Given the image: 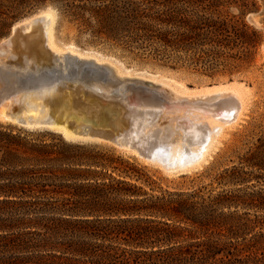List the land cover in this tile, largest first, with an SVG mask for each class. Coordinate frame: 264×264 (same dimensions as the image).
<instances>
[{
  "label": "rangeland",
  "instance_id": "rangeland-1",
  "mask_svg": "<svg viewBox=\"0 0 264 264\" xmlns=\"http://www.w3.org/2000/svg\"><path fill=\"white\" fill-rule=\"evenodd\" d=\"M3 1L0 6V43L12 35L15 25L47 10L52 13L50 29L57 42H73L79 50L95 49L114 56L129 69H136L134 77L126 76L131 82L142 83L139 74L143 69L172 73L190 88L235 77L243 81L248 86L245 115L235 126L223 132L219 137L221 142L207 162L183 173H168L163 167L147 162L139 154L104 137L66 135L58 128L48 126L25 128L1 115L0 128L44 144L43 150L53 161L44 163L43 167L73 170L70 173L79 177L77 182L109 184L111 187L106 188L103 196L109 207L148 206L139 214L127 215L153 221L140 222L139 225H164L163 221L188 230L208 231L206 235L217 232L220 234H214V238L218 236L222 242L231 241L239 250L247 249L251 241L264 233V0H216L218 10L243 21L248 33L242 32L243 43L239 40L238 44L224 49L226 57L214 67L192 60L183 51L167 53L160 48L157 50L160 46L156 43L149 46L145 41L112 38L98 33L96 21L88 14L84 18L75 17L53 0L18 7L16 4L10 7L9 2ZM136 1L147 7L162 8V4L156 3L165 0ZM252 14L260 16L261 25L250 22ZM253 31L256 35L252 34ZM82 64L85 71L94 67L88 61ZM95 67L103 69L102 65ZM102 69L101 74L107 75ZM112 75L116 76L114 72ZM84 83L79 82L76 86L86 85ZM91 191H96L94 186ZM56 198L63 197L56 195ZM119 216L124 217H100L118 219ZM185 239L180 240L184 242ZM116 243L125 245L122 241ZM249 252H257L258 257L264 258V247Z\"/></svg>",
  "mask_w": 264,
  "mask_h": 264
},
{
  "label": "trees",
  "instance_id": "trees-1",
  "mask_svg": "<svg viewBox=\"0 0 264 264\" xmlns=\"http://www.w3.org/2000/svg\"><path fill=\"white\" fill-rule=\"evenodd\" d=\"M6 1L18 7L47 0ZM53 1L75 17L88 14L96 21L98 33L145 41L149 46L156 43L157 50L167 53L183 51L207 67L221 63L224 49L239 40L243 43L242 32L248 33L243 21L218 10L216 0L156 3L162 8L136 0ZM44 147L0 128V264H264L257 252H249L264 247V233L239 250L231 241L214 238L217 232L206 235L208 231L163 221L164 225H139L153 221L127 215L139 214L148 206L109 207L103 198L109 184L77 182L73 170L43 167L53 161ZM93 186L97 192L91 191ZM129 222L138 225H126ZM184 237L188 240L182 242ZM121 241L124 246L116 243Z\"/></svg>",
  "mask_w": 264,
  "mask_h": 264
},
{
  "label": "bare ground",
  "instance_id": "bare-ground-1",
  "mask_svg": "<svg viewBox=\"0 0 264 264\" xmlns=\"http://www.w3.org/2000/svg\"><path fill=\"white\" fill-rule=\"evenodd\" d=\"M51 21L52 13L42 11L0 43L3 118L108 138L177 174L207 162L223 132L245 115L248 86L236 77L190 88L172 73L143 69L142 83L131 82L126 76L136 69L98 50L57 42ZM85 61L94 67L85 71Z\"/></svg>",
  "mask_w": 264,
  "mask_h": 264
},
{
  "label": "water",
  "instance_id": "water-1",
  "mask_svg": "<svg viewBox=\"0 0 264 264\" xmlns=\"http://www.w3.org/2000/svg\"><path fill=\"white\" fill-rule=\"evenodd\" d=\"M249 20H250L251 23H253L256 26L261 25V18H260V16L258 14H252V15H250ZM16 123L19 124L22 127L28 128L26 126L25 122L24 123H18V122H16Z\"/></svg>",
  "mask_w": 264,
  "mask_h": 264
}]
</instances>
